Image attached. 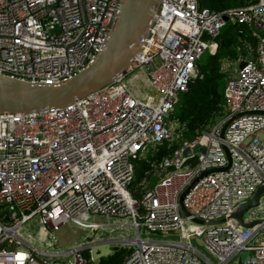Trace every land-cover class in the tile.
Listing matches in <instances>:
<instances>
[{
	"label": "built area",
	"instance_id": "1",
	"mask_svg": "<svg viewBox=\"0 0 264 264\" xmlns=\"http://www.w3.org/2000/svg\"><path fill=\"white\" fill-rule=\"evenodd\" d=\"M120 6L0 0V75L35 84L76 76L105 48ZM228 23L247 25L256 46L248 44L254 57L226 82V116L166 156L157 184L138 199L129 189L136 161L178 137L175 106ZM263 185L264 0L222 11L159 0L140 52L111 83L65 106L0 112V264H89L82 251L99 242L59 248L55 232L70 224L98 231L93 215L130 217L137 237L122 239L133 250L121 264H230L243 251L237 264H264L260 205L245 213V222L263 220L252 228L233 217ZM30 222L52 240L28 233ZM141 227L179 238H143Z\"/></svg>",
	"mask_w": 264,
	"mask_h": 264
},
{
	"label": "water",
	"instance_id": "2",
	"mask_svg": "<svg viewBox=\"0 0 264 264\" xmlns=\"http://www.w3.org/2000/svg\"><path fill=\"white\" fill-rule=\"evenodd\" d=\"M158 5L159 0H121L118 18L103 51L87 68L59 84H35L0 75V112L30 113L44 107L65 106L111 83L140 52L157 14ZM245 64V61L240 62V68ZM186 153H190V150L188 149ZM228 156L229 167L231 164L229 153ZM208 172L210 170L206 173ZM188 191L189 188L181 196V206L186 215H189V212L182 200ZM263 194L264 185L258 188L253 199L241 204L234 212L233 217L240 225L252 228L263 221L262 219L244 221L245 213L261 204ZM196 221L203 224L213 223L201 219ZM238 264H241V261Z\"/></svg>",
	"mask_w": 264,
	"mask_h": 264
},
{
	"label": "trees",
	"instance_id": "3",
	"mask_svg": "<svg viewBox=\"0 0 264 264\" xmlns=\"http://www.w3.org/2000/svg\"><path fill=\"white\" fill-rule=\"evenodd\" d=\"M249 1L201 0V4L211 10L222 11L243 6ZM218 43L216 53L208 52L199 61L200 74L193 78L188 92L181 95L172 113V120L181 123L182 126L177 140L175 138L173 141L157 146L154 151L151 150L144 158L136 162L135 178L131 184L135 197L146 194L142 186L143 182L153 173L157 176L162 173L161 161L179 148L183 140H194L199 132L215 123V118L222 113L225 101L224 62L226 59H237V54L245 51V45L256 46V40L251 35L248 26L233 23H228L224 27L218 37ZM128 256L124 248H117L113 253L103 256L98 264H121Z\"/></svg>",
	"mask_w": 264,
	"mask_h": 264
},
{
	"label": "rangeland",
	"instance_id": "4",
	"mask_svg": "<svg viewBox=\"0 0 264 264\" xmlns=\"http://www.w3.org/2000/svg\"><path fill=\"white\" fill-rule=\"evenodd\" d=\"M245 51L239 52L237 54V59L235 60H230L226 59L224 62V70L226 73L225 76V84H224V89L226 82L229 78L231 77H236L238 76V70L240 68V62L242 58L244 59H249L253 58L254 53L249 50L248 45H245ZM208 52L204 54L206 56ZM156 66L153 65L151 69H154ZM181 97V96H180ZM225 104V101H224ZM224 104L222 108V113H220L216 118H215V123L221 121L225 116V110H224ZM214 123V124H215ZM213 124V125H214ZM213 125H211L208 129H210ZM175 127V136L181 134L182 126L181 123L176 122ZM201 133V132H199ZM177 140V138H176ZM185 140H183L184 142ZM182 142V143H183ZM165 143V142H164ZM161 145V144H160ZM159 146V145H158ZM152 151L155 150V148H151ZM201 147L197 149V152H200ZM137 162V161H136ZM159 176H157L156 173H153L150 175L142 184L144 188V193L151 190L158 182ZM135 187V186H134ZM133 187H129L130 191L133 192ZM137 189V187H136ZM144 195L142 194L141 196L137 197L138 199H141ZM258 215H264V194L263 198L261 200V204L258 208ZM92 220L100 222L99 229L96 233L93 231H89L88 229L79 227L75 224H70L68 227L63 228L60 231L55 232V236L58 238V242L56 247H74V246H84L88 245L90 242H99L98 245L93 246L91 248H87L84 251H82L83 255L89 259L90 263L89 264H95L99 263L100 259L103 256H107L111 253H113L117 248H124L125 252L127 253V256L129 255L130 252L133 250V245H128L126 242H124L122 239L123 238H136L137 237V230L134 226L130 224V217H111L108 218L106 216H100V215H93ZM31 226H28L27 232L28 233H33L38 241H40L43 244H46L47 242L52 240V236L50 233H41L40 230L34 225V222H30ZM123 223V226L120 227V224ZM141 235L143 238H152L155 240H168V239H178L179 235L174 234V235H166L163 233H158V232H147L143 227H141ZM89 238H92L90 241ZM193 243L195 246H197L204 254H206L208 257H211L213 260H215L212 255L206 250L204 245L201 243L200 239L194 238ZM129 252V253H128ZM92 255L94 256L96 261L92 260ZM249 255V251H243L240 253L235 259L232 260L230 264H237L238 259L240 257L246 258ZM71 256H68L67 258H59V260L62 261H67Z\"/></svg>",
	"mask_w": 264,
	"mask_h": 264
}]
</instances>
